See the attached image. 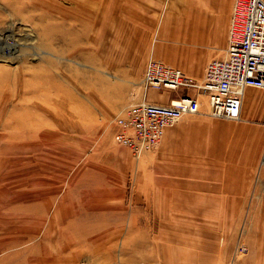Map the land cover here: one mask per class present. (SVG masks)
<instances>
[{
	"label": "rangeland",
	"instance_id": "1",
	"mask_svg": "<svg viewBox=\"0 0 264 264\" xmlns=\"http://www.w3.org/2000/svg\"><path fill=\"white\" fill-rule=\"evenodd\" d=\"M86 3L95 0H0V36L12 34L8 41L0 37V73L10 69L5 80L19 77L22 88L12 99L0 92V264H158L166 249L179 245L183 258L203 264L234 257L237 264H264V250H240L242 242L227 252L185 251L207 237L190 227L174 235L173 224L163 228L173 219L144 220V212L133 210L138 165L173 162V155L160 157L161 139L139 157L113 139L110 120L120 106L111 105L107 86L110 43H102L99 28L86 20ZM47 82L80 99L84 115L66 111L67 125L58 126L61 91L45 97ZM20 99L49 112L35 109V120L45 122L35 134H10Z\"/></svg>",
	"mask_w": 264,
	"mask_h": 264
},
{
	"label": "crops",
	"instance_id": "2",
	"mask_svg": "<svg viewBox=\"0 0 264 264\" xmlns=\"http://www.w3.org/2000/svg\"><path fill=\"white\" fill-rule=\"evenodd\" d=\"M235 2L86 3V20L99 28L102 43H110L106 58L111 60L107 65L113 74L107 84L111 105L121 107L143 96L140 83L150 56L202 79L207 61L226 55ZM183 93L198 96L199 110L185 113L165 128L159 154L166 158L173 155V162L138 165L140 173L131 187L136 204L133 210L144 212V220L173 219L163 228L172 229L174 225V235L190 227L193 234L207 237V241L192 242L185 251L227 252L243 241L249 249L264 250V165L260 164L264 88H245L238 118L210 114L207 97L195 86L183 85L167 94L148 90L151 99L162 102ZM258 96L262 100L257 103ZM147 227L143 225L142 229L150 225ZM179 247L166 249L165 257L157 263L203 264L198 258H183L184 248Z\"/></svg>",
	"mask_w": 264,
	"mask_h": 264
},
{
	"label": "built area",
	"instance_id": "3",
	"mask_svg": "<svg viewBox=\"0 0 264 264\" xmlns=\"http://www.w3.org/2000/svg\"><path fill=\"white\" fill-rule=\"evenodd\" d=\"M140 84L143 96L119 107L110 120L113 139L137 157L160 141L168 125L200 107L197 95L183 93L162 102L148 96L150 88L195 86L207 96L210 114L240 117L245 88H264V0H236L226 55L208 60L202 79L150 56ZM260 164L264 165V142ZM81 264L97 263L84 260ZM227 264H237L235 257Z\"/></svg>",
	"mask_w": 264,
	"mask_h": 264
},
{
	"label": "bare ground",
	"instance_id": "4",
	"mask_svg": "<svg viewBox=\"0 0 264 264\" xmlns=\"http://www.w3.org/2000/svg\"><path fill=\"white\" fill-rule=\"evenodd\" d=\"M42 3H44V2H42ZM1 36H3L2 37L3 41H4V39L8 41V38L11 37L12 34L8 31L7 32L5 31V33H3ZM0 68H1V66H0ZM4 68H5L4 73H2V74L0 73V92L5 93V95H7V97H8V99H12L14 95H18L19 90H22V88H21V86L18 87L19 77L15 80L16 83L15 82L10 83V82H7L5 80L6 79L5 76L8 73H10L11 70L8 69L7 67H4ZM16 75H19V73L17 71H16ZM19 84H20V82H19ZM23 84L22 85L24 87V90L25 89L30 90L29 93H31V91H35L34 88H28L31 84H28V83L27 84L23 83ZM45 86H46L45 87L46 90L44 92V96L48 98L51 96L50 91H52V89H56V88H52L51 84H48V82H47V84H45ZM56 91L58 93L61 90L58 91L56 89ZM59 95H60V97H59V101H58V111H56V113H55V115L57 117L56 118V124L58 126L62 125L64 127L65 125H67V120L64 118V113L66 111L67 112L69 111L74 116L79 118V117L84 115V109H83V106L81 105L82 101L80 99H78L73 93H70V92L66 93L62 90ZM23 98L28 99V96H24ZM71 101H74L73 106L71 104ZM37 108H38V111H43V112L49 114L45 105H40V104L34 105L31 101L27 102L26 100L24 101L23 99H20L18 101L17 105H15V107H14V109L10 115V118L13 121H15V125L13 126L12 130L10 131V134L20 135L21 133H28V134L32 135V134L37 133L40 129L39 127L43 123H45V122L41 121L40 119L35 120V118H36V112H35L36 110L35 109H37ZM75 125L79 126L77 122L75 123Z\"/></svg>",
	"mask_w": 264,
	"mask_h": 264
}]
</instances>
